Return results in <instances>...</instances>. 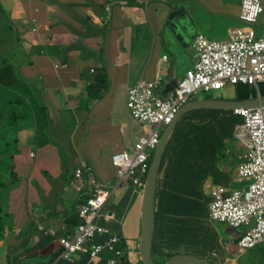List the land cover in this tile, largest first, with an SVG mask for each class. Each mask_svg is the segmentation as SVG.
<instances>
[{
	"label": "crops",
	"instance_id": "1",
	"mask_svg": "<svg viewBox=\"0 0 264 264\" xmlns=\"http://www.w3.org/2000/svg\"><path fill=\"white\" fill-rule=\"evenodd\" d=\"M128 1L0 0V14L6 9L10 20L7 27L0 23V59L18 64L17 75L39 92L53 120L48 132L52 142L45 144L47 136L38 127V133L35 126L23 127L25 120L34 122L35 117L17 119L11 106L7 116L0 115V144H6L13 155L18 145L14 164L21 178L7 200L6 213L12 217L0 227V264H22V259L34 256L47 261L38 264H107L112 257L108 250L94 261L80 253L72 262L58 256V239L80 222L77 206L95 188L87 173L76 177V170L73 175L65 170L61 144L75 160H86L95 180L113 191L103 212L114 218L99 221L124 239L127 264L141 262L142 193L119 181L111 163L115 152L131 150L145 133L127 107L129 88L160 75V93L167 95L171 90L164 93L165 86L172 88L192 66L191 42L200 29L192 16L195 9L186 3L197 4L206 22L216 25L209 29L212 36L220 31L218 15H234L241 24L237 19L240 1L134 0L133 5ZM262 28L261 34L255 29L260 36H264ZM19 45L23 49L16 52ZM56 63L68 66L55 68ZM100 67L106 71L108 85L101 95H91L94 73ZM225 110L190 109L174 125L156 189L159 214L152 258L158 264L192 254L189 251L211 257L215 263L243 264L246 259V264H264V241L239 250L236 240L243 228L209 220L212 188L228 187L224 181L232 172L238 176L234 166L241 159H236V153L244 152L243 143L234 135L241 118ZM65 114H72V121H64ZM66 125L72 152L68 149L71 142L64 140ZM176 206L189 210V215L171 214Z\"/></svg>",
	"mask_w": 264,
	"mask_h": 264
},
{
	"label": "built area",
	"instance_id": "2",
	"mask_svg": "<svg viewBox=\"0 0 264 264\" xmlns=\"http://www.w3.org/2000/svg\"><path fill=\"white\" fill-rule=\"evenodd\" d=\"M239 5L241 24L229 28L225 37L215 39L200 32L195 34L191 42L193 64L167 95L160 93L163 78L159 76L152 80L141 79L130 86L127 107L133 118L145 128V133L131 150H120L111 156L119 181H125L142 193L150 166L148 151L155 150L165 127L198 91H220L243 83L253 86L260 96V85L264 83V36L257 34L253 24L264 11V6L261 0H240ZM233 114L242 118L234 135L247 150L239 155L241 162L237 174L249 182L241 188L214 186L209 220L243 228L236 245L239 250H244L264 241V105L237 107ZM84 173L92 178L95 188L77 206L80 222L58 239V256L72 262L80 253L94 261L108 250L112 257L107 264H121L124 254L118 243L122 237L99 221L100 218L108 221L112 217L103 212L112 190L95 180L86 160L80 162L75 176L81 177ZM98 236L104 239L96 240Z\"/></svg>",
	"mask_w": 264,
	"mask_h": 264
},
{
	"label": "trees",
	"instance_id": "3",
	"mask_svg": "<svg viewBox=\"0 0 264 264\" xmlns=\"http://www.w3.org/2000/svg\"><path fill=\"white\" fill-rule=\"evenodd\" d=\"M128 3L130 5L136 4L134 0H129ZM197 21V20H196ZM103 50V47H101V52ZM10 62L7 59H3L2 62H0V115L7 116V110L8 107L11 106L16 110V116L15 118H36V132L37 127L42 132V136L45 135L47 138L45 139V144L51 143V139L48 138L49 135V129L51 124L53 123L52 117L50 116V111L46 104L40 102L37 97H33L31 93V82L25 78H21L18 75L11 74L8 72L7 67ZM11 64V63H10ZM67 64V63H64ZM68 66V64H67ZM108 85L107 75L104 67L98 68V71L94 73V82L90 86V94L91 95H101L104 88H106ZM13 94H17L16 98H13ZM260 94L264 95V84H261L260 86ZM234 95L236 100H248L250 98H255L258 93L257 90L249 85V84H241L237 83L234 85ZM227 112H232L231 109H226ZM43 116H46L47 120L43 118ZM241 118V117H240ZM45 120L47 123L43 124L41 121ZM242 121V118H241ZM41 122V123H40ZM34 126V125H33ZM170 139V138H169ZM169 141V140H168ZM168 144V142H167ZM167 146V145H166ZM166 148V147H165ZM167 149V148H166ZM18 145L16 146V153H18ZM165 151V149H164ZM14 154V155H15ZM154 151L151 153L149 157V163L151 164L152 158H153ZM164 154V152H163ZM14 155L13 152L9 149V147L6 144H0V223L2 224L3 218L6 216V207H7V200L9 197V192L11 191L12 187L18 186L20 182V176L15 171V164H14ZM163 158V156H162ZM161 159V164H162ZM160 164V166H161ZM65 170L69 171V169L65 168ZM160 174V168L158 171V177ZM157 177V181H158ZM163 189H165L164 186H162ZM158 190V188H157ZM156 190V194H157ZM171 196H174L175 194L171 193ZM194 214H198V211H193ZM158 200L155 196V210H154V232L156 227V217L158 215ZM171 214L173 215H189V210L183 209V207L176 206L175 208H171ZM117 215V212H116ZM118 218H121L118 214ZM118 233V232H117ZM154 234V233H153ZM104 237L98 236L96 240H103ZM153 242V237H152ZM126 247V244L124 243V239L120 240L118 243V247ZM153 250V244L152 249ZM192 254H196L201 256V254L189 251ZM211 262H213V259L210 257L209 259ZM124 261L123 264H127V260L125 256L121 258V263ZM215 263V261L213 262ZM243 264H246V259L244 260Z\"/></svg>",
	"mask_w": 264,
	"mask_h": 264
},
{
	"label": "water",
	"instance_id": "4",
	"mask_svg": "<svg viewBox=\"0 0 264 264\" xmlns=\"http://www.w3.org/2000/svg\"><path fill=\"white\" fill-rule=\"evenodd\" d=\"M174 11V10H172ZM171 11V13H172ZM172 15V14H171ZM178 28L179 23H176ZM173 87L165 86L164 93L172 90ZM264 105V95L257 96L256 98L248 100H226L217 98H200L189 100V102L183 104L177 113L174 120L165 127L160 137V141L154 150L153 158L149 166V170L146 176L145 184L142 190V203H141V235L139 236L138 248L140 253V259L142 264H158L152 258V237L154 233V210H155V196L157 189V177L161 164L164 149L170 138L174 125L178 118L186 111L194 108H215V109H233L236 107L245 106H258ZM22 264H38L47 263L44 258L34 256L25 257L22 259ZM124 261H122V264ZM164 264H214L208 258L197 256L190 253L179 254L170 258Z\"/></svg>",
	"mask_w": 264,
	"mask_h": 264
},
{
	"label": "rangeland",
	"instance_id": "5",
	"mask_svg": "<svg viewBox=\"0 0 264 264\" xmlns=\"http://www.w3.org/2000/svg\"><path fill=\"white\" fill-rule=\"evenodd\" d=\"M261 2L263 4L264 0H261ZM180 3H182V5H184V3L182 1ZM186 4L188 6H192L195 9V12H193L192 16L195 19V21L197 20L196 22H197V25L199 26V29H200L199 31L203 35H205L206 37H211V38H215V39L223 38V37H225L226 30L229 27H233V26L239 24V22L237 23L236 17L234 15H230V14L218 15L219 23H218L217 28L220 29V31L217 32V33H214L211 36V34L209 32V29L211 27H215L216 25H212V24H209V23L206 22V20L203 18V14H202L203 12H202L201 8L197 6V4H195L192 1L188 2ZM263 19H264V12H262L258 16L257 22L253 24V27L258 31L259 34H261V32L263 30V28H262V26L264 25L263 24L264 23ZM180 22H181V19H180ZM0 23L4 27H7L8 24L10 23L9 13H8V11L6 9H4V10L2 9L1 10ZM167 28H169V27H167ZM2 38H3V32H0V39H2ZM38 47L39 46H36V47H34V49L38 48ZM20 49L22 50L23 46H21V45L17 46L16 47V52H18ZM133 49H135V47ZM7 69H8L7 71L10 72L13 75H17L19 73V70H20L18 64L15 61H13L12 64L9 63ZM159 77H161V76L159 75ZM229 96H235L234 95V86H228V87H226V88H224V89H222L220 91L219 90H210V89H206V90H203V91H198L196 94H194L192 96V98H196L197 97L198 99H200V98L204 97V98H217V99L231 100V99H228ZM63 119H64V121H66V120L72 121V114L63 115ZM33 125L36 127V123L33 122L32 120H30V121L25 120L23 127L24 128L34 127ZM65 129L67 131L65 133V137H64V140L67 141L65 144H69L71 142L70 146L68 145V149L72 152L73 147H72V141H71V138H70L69 127L66 125ZM79 139H80V137L77 138L76 147L78 146ZM60 148H61V151H62L64 167L69 169L68 172H69L70 175H73V173L75 172L76 168L80 167V162L74 159V155H72L69 151H67L63 144L60 145ZM231 150H233V152H235V147L232 146ZM148 152L150 154L152 153L151 151H148ZM246 152H247V150L244 148V153H246ZM238 156H239V154L236 153V159H238ZM233 164H235V162H233ZM234 167H237V164ZM231 174H232V176L230 177V175H229L227 180L224 181L231 188H241V187L245 186L249 182V180H246V179L240 180L239 177L235 174V172H232ZM7 208H8V206H7ZM7 208H6V211H7ZM8 216H9V218L12 217V215H7L6 214V216L3 218V220H5ZM0 227H1V223H0ZM140 264H142V261L140 262ZM222 264H228V263L225 262V263H222Z\"/></svg>",
	"mask_w": 264,
	"mask_h": 264
},
{
	"label": "clouds",
	"instance_id": "6",
	"mask_svg": "<svg viewBox=\"0 0 264 264\" xmlns=\"http://www.w3.org/2000/svg\"><path fill=\"white\" fill-rule=\"evenodd\" d=\"M3 59H7V58L4 57V58L0 59V62H2ZM63 64H64V63H62V64H61V63H56V64H55V68H66L67 66H66V67H62ZM56 65H58V66H56ZM236 84H237V83H236ZM241 84H243V83H241ZM262 84H264V83H262ZM31 85H32V84H31ZM260 86H261V85H260ZM31 93H32L33 97H37V98L39 99V103H40V102L44 103L43 100H42L41 95L39 94V92H36V91L32 88ZM260 95H261V94H260ZM257 96H259V95H257ZM257 96H256V97H257ZM256 97H255V98H256ZM234 99H235V98H234ZM250 99H252V98H250ZM44 104H45V103H44ZM46 106H47V105H46ZM47 107H48V106H47ZM236 108H237V107H236ZM48 109H49V108H48ZM233 109H234V108H233ZM233 109H231V110H232V113H233ZM237 116H238V115H237ZM112 192H113V191H112ZM111 195H112V194H111ZM110 197H111V196H110ZM110 197H109V198H110ZM109 198H108V199H109ZM107 201H108V200H107ZM107 201H106V203H107ZM105 205H106V204H105ZM108 214L112 216L111 218H109V220H111V219L114 218V215H113V214H110V213H108ZM109 220H108V221H109ZM112 230L114 231L113 228H112ZM115 233H116V232H115ZM75 256H76V255H75ZM75 256H74V257H75Z\"/></svg>",
	"mask_w": 264,
	"mask_h": 264
}]
</instances>
